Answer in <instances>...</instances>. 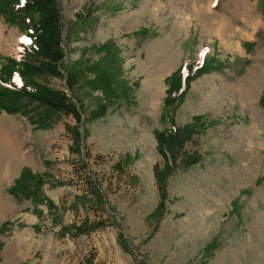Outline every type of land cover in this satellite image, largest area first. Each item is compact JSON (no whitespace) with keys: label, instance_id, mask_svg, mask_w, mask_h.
Listing matches in <instances>:
<instances>
[{"label":"rangeland","instance_id":"obj_1","mask_svg":"<svg viewBox=\"0 0 264 264\" xmlns=\"http://www.w3.org/2000/svg\"><path fill=\"white\" fill-rule=\"evenodd\" d=\"M56 1L65 64L104 59L100 46L111 41L129 92L104 117L88 121L101 93L83 90L79 130L87 135L80 152L71 116L44 114L33 105L15 114L0 110V264H264L260 0ZM78 15L89 17L85 25L73 24ZM143 29L145 35L136 34ZM23 41L24 34L0 18V59L16 58ZM245 42L256 45L246 51ZM206 58L219 69L191 83L174 120L181 128L201 115L212 125L185 145L200 161L169 177L166 210L157 220L151 218L159 199L153 170L162 160L153 132L170 127L161 120L164 79ZM46 82L71 95L63 79ZM126 155L132 163L118 173L113 167ZM23 169L54 180L40 193L59 208V224L39 200L10 194ZM93 181L104 199L99 209ZM96 217L105 220L103 228L77 238L60 235L62 227Z\"/></svg>","mask_w":264,"mask_h":264},{"label":"trees","instance_id":"obj_2","mask_svg":"<svg viewBox=\"0 0 264 264\" xmlns=\"http://www.w3.org/2000/svg\"><path fill=\"white\" fill-rule=\"evenodd\" d=\"M260 6L264 9V0H260ZM0 18L5 24L16 27L24 34V41L19 45L17 57L0 59V110L15 114L33 105L42 108L44 114L47 112L71 116L76 122V126L70 130L71 137L77 151L80 152L79 147L87 135L86 131L79 130V125L83 122V90L87 89L89 94L101 93V98L90 113L88 121L104 117L110 104L114 105L121 97L128 96V83L121 78L122 61L119 59L118 49L111 41H107L100 46L105 55L104 59L89 65H83L81 61L66 65L63 47L64 24L56 0H0ZM88 19L87 16L78 15L73 24L85 25ZM146 33L147 31L143 29L136 34ZM260 37L261 34L258 35L259 41ZM255 45L254 42H245L243 47L248 51ZM218 69L214 58H206L200 64L191 62L186 66L181 65L164 79L167 89L163 99L161 120L167 121L170 127L153 132L156 152L162 164L155 166L153 170L159 199L151 218L160 220L166 210L168 197L166 186L169 177L179 167L189 169L200 161V157L195 153L192 156L185 153V145L205 126L212 125L211 122L205 124L204 116L195 115L190 123L178 128L174 120L175 112L184 101L191 83ZM90 76L91 79L88 78ZM49 78L63 79L71 95L51 88L46 82ZM258 103L264 107V91ZM81 155L87 158L88 153ZM131 163L132 158L126 155L124 159L115 163L113 168L123 174L124 169ZM48 181L54 180L46 173L32 175L27 169H23L9 192L14 197L39 200L47 208L49 218L56 225L60 222L55 214L59 208L40 193L42 186ZM89 184L90 192L95 196L99 209L104 203L103 195L95 181ZM52 185L60 186L62 183L52 182ZM231 206L234 207L233 204ZM34 212L41 216L40 211ZM6 225L4 223L1 228ZM105 225V220L100 217L92 221L86 218L80 224L62 227L60 235L77 238L95 232ZM121 240L122 236L118 235V242L123 246Z\"/></svg>","mask_w":264,"mask_h":264},{"label":"crops","instance_id":"obj_3","mask_svg":"<svg viewBox=\"0 0 264 264\" xmlns=\"http://www.w3.org/2000/svg\"><path fill=\"white\" fill-rule=\"evenodd\" d=\"M35 216H36V218L38 219V220H40L41 218H42V214H41V216H38V215H36V214H34ZM48 217H49V215H48Z\"/></svg>","mask_w":264,"mask_h":264}]
</instances>
